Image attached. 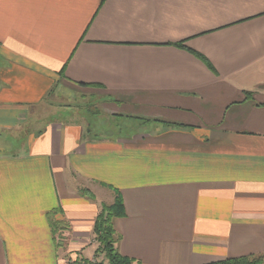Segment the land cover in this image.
<instances>
[{
	"label": "crops",
	"instance_id": "0c3cea01",
	"mask_svg": "<svg viewBox=\"0 0 264 264\" xmlns=\"http://www.w3.org/2000/svg\"><path fill=\"white\" fill-rule=\"evenodd\" d=\"M0 134V264L96 242L105 188L138 264H264V0H0Z\"/></svg>",
	"mask_w": 264,
	"mask_h": 264
},
{
	"label": "rangeland",
	"instance_id": "374dc122",
	"mask_svg": "<svg viewBox=\"0 0 264 264\" xmlns=\"http://www.w3.org/2000/svg\"><path fill=\"white\" fill-rule=\"evenodd\" d=\"M52 94H51V96H49V98H47V100H50V98H53ZM53 101L55 102V100H53ZM79 108H82L81 110H85V111H89V112H93V110L97 111L96 106L93 103L89 102V100H87V99H85V101L82 103L81 106H79ZM51 114H52L51 119L54 121H56L57 119H60V122H61V121H67V120L71 119L68 111H65V114L52 111ZM78 116H80V117H78V119H80L83 122H86L87 124H90L91 126H96V127L100 126L99 128L95 129L97 133L103 134L107 131L115 132L116 135L119 133V131L117 130V127L115 128V130H113L111 128V126H112L111 124L114 122L109 123V122H107V120L105 118H102L101 120H99L93 114H85V113H80ZM104 120L106 122L102 123V121L104 122ZM135 126H137V125L132 126V128ZM120 128H122V127H120ZM133 130H136V129H133ZM29 132H32V131H29ZM123 132H124V128H122V133ZM24 135H19L20 137H17V135H16L15 136L16 141L14 142V141L10 140L9 138H7L5 135L0 134V153L6 152L5 150H7V149H5V148L8 146L9 147L11 146L12 149L14 148L17 151L22 149V143H23L22 141H24V140L22 139V141H21L20 139L23 138ZM105 189L107 191H111L114 193V196H113L114 197L113 204H114L117 201V193L112 189H109V188H105ZM107 191H106V193L110 194ZM81 192L83 194H85V196H89L90 198H94V194L98 198L100 196L94 192H93L94 194L89 192V190H87V189H84ZM103 198H104V196H103ZM103 198H102V200H104ZM99 204H100V209H101V207H102L101 203H99ZM105 206H103L102 209ZM102 209H101V212H102ZM98 216H97V218H98ZM97 218H96V221H97ZM50 225H51V229L53 230V237L55 238L57 245L58 246H59V244L61 245V247L59 246V249H61L60 250L61 255H60V259H59V264H81V263H84L85 261H88L89 263L91 262V264H94V263L95 264H97V263L106 264L107 263L104 254L102 252H99V253L96 252L99 249V244L96 242H93V239L92 240L90 239L89 241L83 242V243L82 242H76V241H73L72 239L69 238V236H68L69 233L68 234L65 233V231H69L70 227L68 225H66L65 223H63L62 221H55V220H52V218L50 217ZM92 245H93V247L96 246V250H94L95 253L93 252L90 254L89 251H86V249L90 248ZM131 264H138V263L132 261Z\"/></svg>",
	"mask_w": 264,
	"mask_h": 264
},
{
	"label": "trees",
	"instance_id": "16d2710c",
	"mask_svg": "<svg viewBox=\"0 0 264 264\" xmlns=\"http://www.w3.org/2000/svg\"><path fill=\"white\" fill-rule=\"evenodd\" d=\"M175 46L178 48L187 49L184 43H179L176 44ZM187 50L191 52L193 55H195L204 64H206L210 69H212L210 63L204 56L193 50L190 49ZM116 193H117V201L110 206H105L97 218L94 228V235L96 242L99 244V249L96 252L97 253L102 252L104 254L105 259L107 261L106 264H131L132 261L122 256L116 247L117 237L113 226V222L115 219L124 218L126 216L123 199L118 192ZM260 262L261 259L241 257V258L227 259L223 262H219L216 264H260ZM81 264H91V262L89 263L88 261H85L84 263ZM97 264H104V263H97Z\"/></svg>",
	"mask_w": 264,
	"mask_h": 264
}]
</instances>
